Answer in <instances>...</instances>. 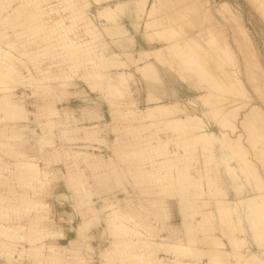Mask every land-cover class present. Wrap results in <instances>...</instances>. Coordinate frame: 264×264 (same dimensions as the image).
I'll list each match as a JSON object with an SVG mask.
<instances>
[{
	"label": "bare ground",
	"instance_id": "obj_1",
	"mask_svg": "<svg viewBox=\"0 0 264 264\" xmlns=\"http://www.w3.org/2000/svg\"><path fill=\"white\" fill-rule=\"evenodd\" d=\"M233 1L0 0V264H264V57Z\"/></svg>",
	"mask_w": 264,
	"mask_h": 264
},
{
	"label": "rangeland",
	"instance_id": "obj_2",
	"mask_svg": "<svg viewBox=\"0 0 264 264\" xmlns=\"http://www.w3.org/2000/svg\"><path fill=\"white\" fill-rule=\"evenodd\" d=\"M214 1H217V0H214ZM245 1L246 0H234L233 1V4H231L232 6H238V8H239V13H240V15H241V20H242V22L244 23L245 22V24H246V26L248 27V29L250 30V33L252 34V36H253V39H254V43H256V45H257V48H256V50H257V52H258V54H260V55H262L263 57H264V43H263V40H264V37L261 35V34H259L258 32H256L255 33V28H254V25L249 21V16H248V14L250 13L248 10H249V7L247 8L246 6H244V5H246V3H245ZM253 3H254V1H252V0H249V4L252 6L253 5ZM255 12V11H254ZM253 12V13H254ZM139 43V42H138ZM138 46V45H137ZM151 57V59H152V56H150ZM235 62L238 64V62L239 63H242L241 62V60H239V57L237 56L236 58H235ZM143 62H141L140 61V64H142ZM132 67V66H131ZM132 68H134L133 70V72H134V75L137 77V82H135L134 84V86H138L139 85V88L140 89H138V93L139 94H141L142 95V100H141V102L139 103L141 106H144V105H146V104H153V103H155V102H151V101H149V102H147V100L145 99V95H143L144 94V92L145 91H147V87L146 88H144V89H141V85H142V83H144V79L146 78V77H156L157 76V72H153V73H145V72H142L140 69H135V67H132ZM171 74H170V73ZM168 72V74L167 75H165L164 76V79L166 80V79H170L171 77H172V75L173 76H177L178 75V73L177 72H175L174 70L172 71V70H170ZM186 81L185 80H183L182 82H180L179 83V86H178V89L179 90H181V91H184V93H189V91H188V89L186 88ZM84 85V84H83ZM85 86V88H86V90L91 94V97H90V100H92L93 98H94V93L93 92H91V88L90 87H88L87 88V86L88 85H84ZM134 86H133V88H134ZM245 87H247V88H249L250 89V93L252 94L253 92V90H251V88L249 87V85L247 84V83H245ZM82 90H84V88H82ZM143 90H144V92H143ZM263 91V90H262ZM136 94V93H135ZM95 99V98H94ZM78 101H80L79 100V98L78 99H75V100H73L72 101V103L74 104L75 102H78ZM253 102H255V103H258V105L259 106H264V99L263 98H257L256 97V99H254L253 100ZM79 103V102H78ZM31 104H29L28 105V107L29 108H31V106H30ZM109 105L110 104H108V102L106 103V100H103L100 104H99V106H100V108H101V119H100V127L102 128V129H105L106 131H107V133H108V137H107V140H109L108 142H111V140H112V135H111V133H113L112 132V130H111V127H112V121H111V118L112 117H110L111 116V114L113 113V112H111V109L110 108H112V109H114V106L113 107H111L110 106V108H109ZM109 110H110V113H109ZM113 115V114H112ZM113 120V119H112ZM102 121V122H101ZM100 144V143H99ZM99 144H97L96 145V147L95 148H88V149H90V151H93L94 152V149H100V155L98 154V153H96L99 157H98V159H95V160H97V161H94V163L93 162H90L91 163V165L90 166H92L93 164L94 165H96V167L97 168H95L94 169V171H92V174H91V180L93 181V188L96 190L97 189V187H98V182H99V180L101 179V177H102V181H100V183H102L101 184V188H103V187H108L109 185H110V187H112L113 188V190H114V187H113V181L112 180H115V177L114 176H118L117 174H113V170L111 169V166H110V168L109 167H107V165L105 166V167H103V162H105V164H106V161H103V160H107V157H108V155H109V151H108V149L106 148V147H104V146H98ZM102 159V161H101V159ZM97 162V163H96ZM104 164V165H105ZM93 167V166H92ZM62 169H64L63 167H61ZM61 169V170H62ZM91 170V169H90ZM62 172H63V170H62ZM108 173V174H107ZM121 173L119 172V175H120ZM96 177H95V176ZM108 175V176H107ZM94 176V177H93ZM98 176V177H97ZM105 176V178L106 179H103V177ZM96 178H99V179H96ZM118 178H119V176H118ZM60 179L61 180H64L65 179V177H64V175H63V173L61 174V176H60ZM110 181V182H109ZM108 183H109V185H108ZM112 184V185H111ZM125 184V183H124ZM126 185V184H125ZM115 186V185H114ZM123 187V186H122ZM122 187H119V186H115V188L117 189V190H119V191H117V192H114V191H111V193L110 194H106V195H108V197H111V196H116L118 199H120L122 196H123V193L121 192V190H122ZM63 189H65V187L63 186V185H59V186H56L52 191H51V194H50V196H52V198H51V201H53L52 199L56 196L55 194L58 192V190H63ZM66 192V194H67V196L68 197H70V196H72V194L70 193V192H68V191H65ZM113 192L115 193V194H113ZM104 195L105 194H100V193H98L97 194V196H99V197H104ZM54 201H57V200H54ZM100 201V200H99ZM53 203H55V202H53ZM57 205V204H56ZM57 207V206H56ZM66 207V206H65ZM57 209H59V210H61V208H60V206L59 207H57ZM88 242H89V244L92 246V248H93V250L95 251V250H99V249H101L102 247H104L105 245H106V241L104 240V238L101 236V238L100 237H98L97 236V233H94L93 234V232H92V234H91V236H90V238H88ZM22 264H29L28 262H27V260L26 261H24V262H22ZM90 264H93V261L92 262H90Z\"/></svg>",
	"mask_w": 264,
	"mask_h": 264
}]
</instances>
